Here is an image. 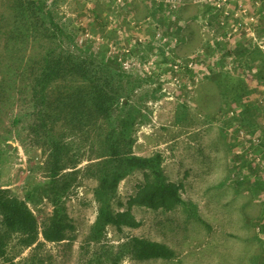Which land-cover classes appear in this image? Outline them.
<instances>
[{
  "label": "rangeland",
  "instance_id": "obj_1",
  "mask_svg": "<svg viewBox=\"0 0 264 264\" xmlns=\"http://www.w3.org/2000/svg\"><path fill=\"white\" fill-rule=\"evenodd\" d=\"M52 1L60 19L58 24L67 27L76 44L83 42L80 46L90 51L104 50L107 64L118 72L141 79V86L130 101L135 108L139 107L147 121L136 125L132 135L133 154L148 157L159 153L165 179L182 185L184 205L170 212L133 207L132 212L141 226L125 228L121 234L107 227L102 244L114 246L125 237L134 236L165 244L175 253L169 260L125 258L121 264H258L256 260L264 248V191L255 187L258 180L264 185V84L254 74L264 72V50L260 48H264V0L260 7L249 2L254 18L250 28L256 41H250L243 28H231V22L221 25V15L210 7L206 8L204 18L197 17L187 23L186 18L205 7L200 0H175L177 8L169 9L165 15L164 10L162 13L156 10L160 4H167V0ZM13 2L0 0V61L3 63L18 60L22 51L14 46L25 45L18 38L6 46V39L14 30ZM179 14H183L179 17L181 21L177 20ZM208 20H211L213 35L201 31ZM182 30L189 32V42L182 41ZM157 32L169 39L176 38L177 46L165 54L155 41ZM137 43L142 47L136 48ZM149 43L152 44L148 46ZM42 47L45 42L37 39L27 48L28 54L38 58ZM111 47L115 53L109 52ZM123 48L130 50L126 59L132 58L127 67L117 60L125 57ZM196 50L203 51V58H198L199 65L214 71L221 69L220 74L213 77L206 69L208 74L193 89L165 99L160 89L156 91L157 79L153 77L151 81L145 71L154 69H147L139 57L143 55L152 58L150 62L161 64L171 57L189 58ZM224 72L229 75H224L225 79L221 74ZM246 110H250V116L244 114ZM9 117L8 111L0 115V139L11 145L7 148L10 154L4 151L0 155V187L23 197L25 182L35 175L34 167L43 157L25 133L18 138L10 127ZM26 124L27 120L19 129ZM86 164L83 161L79 167ZM39 179H43L41 174L37 176ZM142 179V172L135 171L120 182L117 193L122 203L126 204L134 195ZM95 186L94 180L84 178L65 198L75 227L72 244L68 245L67 241L51 244L39 239L13 261L30 264L27 260L33 259L41 264H82L79 257L97 213L92 194ZM30 207L39 224L51 212L46 200ZM115 209L125 208L115 205Z\"/></svg>",
  "mask_w": 264,
  "mask_h": 264
},
{
  "label": "trees",
  "instance_id": "obj_2",
  "mask_svg": "<svg viewBox=\"0 0 264 264\" xmlns=\"http://www.w3.org/2000/svg\"><path fill=\"white\" fill-rule=\"evenodd\" d=\"M54 5L50 0H14L12 24L17 30L9 34L6 46L18 38L25 45L14 46L22 51L16 52L22 56L15 62L0 61V115L8 111V122L18 138L25 133L43 157L34 167L35 175L26 180L23 197L0 187V264H16L15 257L39 239L72 244L75 227L65 198L84 178L96 182L92 194L97 213L79 257L82 264H121L125 258L172 259L175 253L167 245L144 238L127 236L114 246L102 244L107 227L121 234L125 228L141 226L133 207L170 212L184 205L182 185L165 179L159 153L148 157L133 154L136 125L147 121L130 101L141 79L107 64L104 50L91 52L80 46L83 42L77 45L67 27L58 24ZM169 9L168 4H160L156 11L164 10L165 15ZM37 39L45 47L35 58L27 48ZM141 47L137 43L136 48ZM254 75L264 83V72ZM149 79L154 80L151 75ZM159 89L158 85L156 91ZM249 112L244 114L250 116ZM0 144L7 145L0 146V155L11 153L2 138ZM83 161L87 164L81 168ZM135 171H141L143 179L124 204L118 186ZM40 174L43 179L37 180ZM263 186L258 180L255 188L264 191ZM43 200L50 204L51 212L39 224L30 206L37 207ZM115 205L125 209L117 210ZM256 262L264 264V248Z\"/></svg>",
  "mask_w": 264,
  "mask_h": 264
},
{
  "label": "built area",
  "instance_id": "obj_3",
  "mask_svg": "<svg viewBox=\"0 0 264 264\" xmlns=\"http://www.w3.org/2000/svg\"><path fill=\"white\" fill-rule=\"evenodd\" d=\"M124 0H116V2L121 3ZM202 5L210 7L215 12H218L221 15V25H225L227 22H231V28L241 27L246 33V37L250 41H256V36L254 30H251L250 24L254 22V18L251 15L249 9V2L254 6L260 7L261 0H200ZM167 3L170 6V9H176L178 3L175 0H167ZM155 41L158 42V46L162 47L165 51L170 50L177 46L178 40L176 38L169 39L166 35H163L161 32L155 34ZM264 50L263 47H260ZM122 53L125 54V57H118L117 60L124 67L129 66V63L132 58L126 59L127 56H130V50L123 48ZM115 53L113 47L110 48V51ZM144 66L154 69L153 72L150 70H145L148 75L155 77L160 87V94L163 95L165 99L170 98L172 94H176L182 90L189 91L193 89L194 84L197 83L200 78L204 75H207L208 72L205 68H202L199 65L198 58L196 55L189 58H178L174 59L171 57L170 60L159 64L158 61L150 62V59L143 55L139 57ZM155 58V57H154ZM134 65V63H133ZM158 68V69H156Z\"/></svg>",
  "mask_w": 264,
  "mask_h": 264
},
{
  "label": "crops",
  "instance_id": "obj_4",
  "mask_svg": "<svg viewBox=\"0 0 264 264\" xmlns=\"http://www.w3.org/2000/svg\"><path fill=\"white\" fill-rule=\"evenodd\" d=\"M203 8H204V9H203ZM206 8H208V7L205 6V7H201L200 10L197 9V13H194V12H193V14L190 15L191 18H186V17H185V18H186V19H185L186 22L189 23V22H191V20H195L197 17H203V18H204V14H205V10H206ZM208 9H209V8H208ZM182 15H183V14H179V16H178V18H177L178 21H181V20L179 19V17L182 16ZM210 23H211V20H208V22L206 21V26H207V27H206L205 25H203L202 28H201V31H202V32H207V33L213 35V34H214V31H213L212 28H210ZM181 26H182V25H181ZM187 31H189V26H187ZM187 31L182 30V34H183V35H181V36H182V41H183V40H186V41L189 42V32H187ZM179 33H181V30L179 31ZM187 33H188V34H187ZM184 35H185V37H184ZM203 45H204V44H203ZM203 45H202V46H203ZM202 46H201V47H202ZM194 53H195L194 55H196L197 58H200V59L203 58V51H202V50H196ZM263 59H264V54H263ZM198 61H199V60H198ZM206 69H209L210 72L213 73V74H212L213 77H214V75H218V74H220L219 71H221V69H219V70H215V71H214L213 68H211V67L206 68ZM217 73H218V74H217ZM221 74H223V76H224V75H226V72L221 73ZM227 75H228V74H227ZM227 75H226V77L229 76V75H228V76H227ZM212 76H211V77H212ZM213 77H212V78H213ZM257 80H259V79H257ZM259 81H260V80H259ZM260 83H261V84H264V83L261 82V81H260Z\"/></svg>",
  "mask_w": 264,
  "mask_h": 264
},
{
  "label": "water",
  "instance_id": "obj_5",
  "mask_svg": "<svg viewBox=\"0 0 264 264\" xmlns=\"http://www.w3.org/2000/svg\"><path fill=\"white\" fill-rule=\"evenodd\" d=\"M8 148H11V145L10 144H8Z\"/></svg>",
  "mask_w": 264,
  "mask_h": 264
}]
</instances>
